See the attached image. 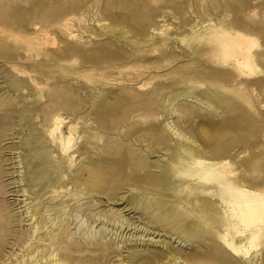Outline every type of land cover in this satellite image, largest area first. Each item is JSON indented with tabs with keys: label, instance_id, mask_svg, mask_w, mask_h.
Masks as SVG:
<instances>
[{
	"label": "rangeland",
	"instance_id": "1",
	"mask_svg": "<svg viewBox=\"0 0 264 264\" xmlns=\"http://www.w3.org/2000/svg\"><path fill=\"white\" fill-rule=\"evenodd\" d=\"M239 189L264 0H0V264H264Z\"/></svg>",
	"mask_w": 264,
	"mask_h": 264
},
{
	"label": "bare ground",
	"instance_id": "2",
	"mask_svg": "<svg viewBox=\"0 0 264 264\" xmlns=\"http://www.w3.org/2000/svg\"><path fill=\"white\" fill-rule=\"evenodd\" d=\"M55 116V114H54ZM58 116V115H57ZM52 118V117H51ZM59 119V118H58ZM58 123V122H57ZM55 124V123H54ZM53 125V124H52ZM56 126V125H55ZM53 125V127H55ZM52 127V129H53ZM53 133V132H52ZM60 138V136L57 138V140ZM62 140H60L61 142ZM66 142V141H64ZM64 145V144H63ZM63 147V146H62ZM67 147V145H66ZM216 164V163H215ZM243 188V187H242ZM245 189V188H244ZM240 191V192H239ZM253 192V191H251ZM251 192H248L246 190H238V193L236 194V204L238 205L240 203V205L238 206V208H233L234 209V215L240 219V221H242V223H244V225L248 226L251 224L257 225V222L260 221H264V212H263V205H264V197L261 196H252ZM255 192V191H254ZM262 193V192H261ZM254 194V193H252ZM256 195H258L256 193ZM260 195V194H259ZM241 196V197H240ZM231 201V200H230ZM234 202V200H233ZM234 202V203H235ZM231 203V202H230ZM229 203V205H230ZM234 204V205H236ZM232 205V204H231ZM230 210V209H229ZM235 217V218H236ZM234 220V219H233ZM239 220L237 219V222ZM236 223V222H235ZM231 224V223H230ZM234 224V222L232 223ZM252 226V225H251ZM253 227V226H252ZM260 227V226H259ZM259 227H256V229H254L252 232L250 231V238H254L257 235V230L259 229ZM261 228V227H260ZM249 231V229H248ZM230 243V242H228ZM231 245V244H230ZM234 248V246H232Z\"/></svg>",
	"mask_w": 264,
	"mask_h": 264
}]
</instances>
